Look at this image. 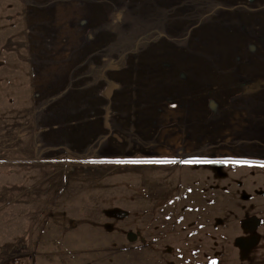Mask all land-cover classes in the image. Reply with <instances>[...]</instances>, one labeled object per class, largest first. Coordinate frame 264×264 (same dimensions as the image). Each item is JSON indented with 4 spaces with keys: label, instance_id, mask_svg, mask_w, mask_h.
Wrapping results in <instances>:
<instances>
[{
    "label": "rangeland",
    "instance_id": "374dc122",
    "mask_svg": "<svg viewBox=\"0 0 264 264\" xmlns=\"http://www.w3.org/2000/svg\"><path fill=\"white\" fill-rule=\"evenodd\" d=\"M0 264H264V0H0Z\"/></svg>",
    "mask_w": 264,
    "mask_h": 264
},
{
    "label": "snow or ice",
    "instance_id": "6c2138e0",
    "mask_svg": "<svg viewBox=\"0 0 264 264\" xmlns=\"http://www.w3.org/2000/svg\"><path fill=\"white\" fill-rule=\"evenodd\" d=\"M117 163H121V161H116ZM131 163H136V161H129ZM205 163H209L210 161H204Z\"/></svg>",
    "mask_w": 264,
    "mask_h": 264
}]
</instances>
